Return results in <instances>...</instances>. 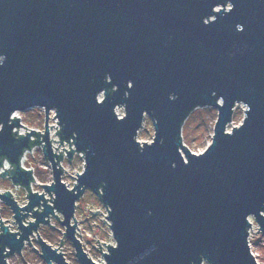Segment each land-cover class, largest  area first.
Here are the masks:
<instances>
[{"label": "water", "instance_id": "obj_1", "mask_svg": "<svg viewBox=\"0 0 264 264\" xmlns=\"http://www.w3.org/2000/svg\"><path fill=\"white\" fill-rule=\"evenodd\" d=\"M0 57V164L13 166L0 174L29 190L24 205L0 192L19 228L0 215V264L34 231L47 264H70L57 248L62 237L53 247L39 234L50 214L81 264H259L249 228L253 216L264 233V0H231L230 10L221 0H0ZM238 103L245 116L228 131ZM36 106L46 111L44 133L13 130L24 124L11 114ZM198 106H215L218 116L196 153L182 143V126ZM50 109L59 128L48 124ZM146 114L150 142L136 137ZM63 138L70 158L74 149L85 158L78 176L69 172L72 187L61 180ZM36 143L54 177L41 192L31 190L32 167L20 166ZM87 188L106 205L110 223L102 220L116 242L107 251L97 243L103 263L76 235V201ZM30 212L35 220L25 224Z\"/></svg>", "mask_w": 264, "mask_h": 264}, {"label": "rangeland", "instance_id": "obj_2", "mask_svg": "<svg viewBox=\"0 0 264 264\" xmlns=\"http://www.w3.org/2000/svg\"><path fill=\"white\" fill-rule=\"evenodd\" d=\"M244 109L245 104H236L232 120L227 125V130H231L233 126H238L243 121L245 116ZM116 112L119 115H123L125 112L124 106H117ZM20 115L22 116L23 121L31 125H41L44 120V111L38 106L21 111ZM217 116L218 109L215 106H198L192 110L182 126V143L185 144L191 151L196 153L205 150L212 140ZM136 137L139 141L148 140V142H150L153 140L154 126L149 115L146 114L144 116L143 123L139 128ZM74 163L75 164H73L71 168V173H73L76 168L78 169L81 166V163ZM36 167L38 168L37 173L42 175L43 171L39 168L38 164H36ZM68 181L71 182V179H68ZM0 185L4 188L10 187L12 186V181L9 178L2 177L0 178ZM97 208L101 209L102 212L99 210H92ZM1 213L4 216H9L10 212L6 207V204L3 205ZM105 214H108L106 205L102 202L99 195L90 188H87L84 194L76 201V235L81 240L88 255L99 263L105 262L102 251L108 250L106 243L109 242L113 245L116 243L112 230L109 226L110 221ZM103 217L109 223L107 221H103ZM251 221L252 224L249 228L250 246L259 264H264V233L260 229L258 230L259 224L253 216H251ZM72 222H74V218ZM52 223L55 225L41 224L39 226V234L53 247L59 245L60 237H62V243L59 245V247H61H57L58 250L63 251L66 260L70 264H81L76 257L72 241L65 236V234H63V230H65L64 225L61 224V221L56 216L52 218ZM30 241L33 244L27 242L21 252H15L9 256L8 261L11 264H47V262L40 255V246L37 235H32ZM99 242L102 244V251L99 249L100 246L97 245ZM202 264L210 263L204 260Z\"/></svg>", "mask_w": 264, "mask_h": 264}, {"label": "built area", "instance_id": "obj_3", "mask_svg": "<svg viewBox=\"0 0 264 264\" xmlns=\"http://www.w3.org/2000/svg\"><path fill=\"white\" fill-rule=\"evenodd\" d=\"M39 108L40 109L42 108V110L44 111V120H43V123L41 125L40 124H33V125L27 124L25 121H23V118L20 115L21 111L20 110H16V111H14L11 114V117H13L14 114L18 115L20 122L22 124L28 126V127L26 128V126H24V125H18V126H15L13 128V130H16L18 128L17 132L25 134L26 130L30 131L29 127H32L34 129L40 130V132L44 133L46 111H45L44 107H39ZM245 109H247L246 105H245ZM55 113H56L55 109H50V111L48 112V124L54 123V125H57V127L59 128L60 124L57 122V120H59V119H58L57 115H54ZM55 128H56V126L51 125V127H50V125H47L48 138H51V137H53L55 139L59 138L57 133H53ZM228 131H230V130H228ZM19 133L16 134V136H18ZM30 137L31 138H35L36 135L35 134H31ZM72 139L73 138H69V140H71V141H72ZM63 141H64V144L60 143V145H59V150L63 149V151H64L63 152V156H62V158H59V161L62 164V166L65 167L67 170H62L61 171V180L65 181V185L67 187H72L73 184H74V181L77 180V178H76V176H78L77 170H78V172H82L85 169V163H84L85 162V158H84V155H82L83 152L82 151H78L77 149L73 150V155L70 158V156L68 155L67 150H66V148L67 149L70 148L69 141H67L64 138H63ZM41 142H45V140L42 139ZM51 142H52L51 143V147H52L53 151H55V146L54 145H58V140L51 139ZM63 145L66 148H63ZM71 146L72 147H76L74 142H71ZM59 150H58V148H56V152H59ZM54 155H55V158H56V154H54ZM2 162H3V165L0 164V172H2L4 170V167L6 169H8V171H10V168L13 167L12 164L10 163V161L7 158H3ZM74 162L81 163V166L72 173V174H74L76 176H74V175L69 173V172H71L72 165L75 164ZM36 164H38L39 168H41V170L43 171L42 175L37 173L38 168L36 167ZM20 166L24 167L25 169H30L32 167V171L31 172H32V175L34 176V179H32L31 182H30V187H31L32 191L37 190L38 192H41L44 189V184H42V183H51V181L54 179L52 162H51V160L48 157L45 156L44 150H43V146H42L41 143L33 144L31 146V149L30 148H25L24 149V151H23V153H22V155L20 157ZM57 166H59L58 162H57ZM2 177L9 178L12 181V179H11L9 174H4V175L0 174V178H2ZM44 177H45V179H44ZM68 179H71V182L68 181ZM36 186L40 187L41 189L37 188ZM5 189H7V190L9 189L10 192L13 193V199H17V203L19 205H24L25 203L28 202L29 198H28V195H26V192H28L29 190L25 186H23L22 184L14 183L12 181V186H10V187H5L4 188L2 185H0V192L1 193L3 191H5ZM44 195H45V197H47V196L49 197V198H47V202H50L51 204H53V200L52 199H54V196H53L54 193L52 192V195H50V193L45 190ZM5 204L6 203L0 198V215H1V218L4 219L3 223H5V224H9L10 223L8 225L9 230H13V231L19 230L18 223L15 222L14 220H12V219H15V217L13 215L14 212H13V210L11 209V207L8 204H6V207L8 208V210L10 212L9 216H4L1 213V209H2L3 205H5ZM37 206H35L34 209ZM37 209H42L41 205ZM54 212H57L58 215L62 216L60 218L63 219V214H62L61 211L55 209ZM54 216H56V215L55 214H50L49 215V222L50 223H52V218ZM6 218H8V219H6ZM26 219L35 220L34 216L31 214V212H30V214L28 216H26L23 219V222L25 224H28L29 221L26 220ZM50 223H44V224L52 225ZM1 231L2 230L0 228V232ZM249 232H250V229H249ZM35 234L37 235V232L34 231V233L32 235H35ZM32 235H31V237H32ZM31 237H30V239H31ZM27 242H29V241H26V243ZM6 248H8V247H6ZM9 256H11V255H9ZM9 256H7V261H8Z\"/></svg>", "mask_w": 264, "mask_h": 264}, {"label": "snow or ice", "instance_id": "obj_4", "mask_svg": "<svg viewBox=\"0 0 264 264\" xmlns=\"http://www.w3.org/2000/svg\"><path fill=\"white\" fill-rule=\"evenodd\" d=\"M221 2L222 3H228L229 4V10H230V8H231V0H221ZM215 11L216 12H220V11H222V9L221 8H216Z\"/></svg>", "mask_w": 264, "mask_h": 264}, {"label": "clouds", "instance_id": "obj_5", "mask_svg": "<svg viewBox=\"0 0 264 264\" xmlns=\"http://www.w3.org/2000/svg\"><path fill=\"white\" fill-rule=\"evenodd\" d=\"M3 61V58L2 57H0V62H2Z\"/></svg>", "mask_w": 264, "mask_h": 264}]
</instances>
